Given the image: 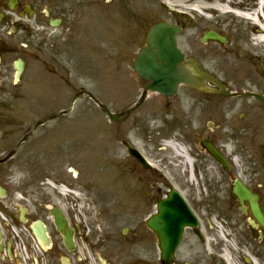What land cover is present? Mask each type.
Here are the masks:
<instances>
[{"label":"flooded vegetation","instance_id":"1","mask_svg":"<svg viewBox=\"0 0 264 264\" xmlns=\"http://www.w3.org/2000/svg\"><path fill=\"white\" fill-rule=\"evenodd\" d=\"M164 1L0 0V246L4 250L0 264H163L159 238L148 224L157 214L160 202L169 198L168 182L153 170L143 172L142 178H137L138 184L129 183V194L122 196L129 209L127 225L122 229L115 211H99L95 206V210L83 209L79 198L85 195L84 191H77L72 185L65 196L57 192L49 196V190L63 186V178L58 179L63 171L71 174L72 180H78L82 166H31L37 162L35 155L39 149L49 148L69 164L76 160V154L81 159L82 151L97 154V132L64 131L63 137L59 131L54 132L55 122L34 129L52 115L53 109L50 115L49 108L45 112L38 100L32 99L28 104L22 97L24 90L38 96L40 87L52 89L46 83L49 76L61 72L68 75L65 85L74 90L84 89L72 76L86 73L87 57L95 58L101 65L103 56L114 58L116 64L118 58L135 59L151 28L160 22L183 28L177 46L186 59L196 58L211 74L214 70L204 62H211V49L220 44L203 43L202 38L210 31L223 35L226 88L234 93L264 96V58L260 54L264 49L252 41V35L261 32L259 27L231 14L204 25L198 17L191 20L182 16L183 12L167 9ZM195 2L200 7L197 10L213 16L223 14L211 8L214 6L251 14L260 4V0ZM245 31H250V38ZM232 39L236 50L230 51ZM254 46L260 47V52ZM192 91L205 98L210 96ZM224 100L226 116L221 122L208 119L207 107L193 108L195 176L201 179L199 168H208L213 173L214 185L203 202H198L193 194L185 198L198 218V227L185 229L180 249L188 236L194 237L190 247L193 250L197 243L206 245L209 240L221 244V235L233 246L228 264H264V224L256 218L251 202L234 194L235 182L239 181L252 193L264 219V102L242 95L224 96ZM237 108L241 113L234 117ZM25 111L34 114L23 116ZM132 116L122 117L121 123L130 121ZM75 134L89 136L77 138ZM205 143H211L228 160V170L206 151ZM235 158H240V162L236 163ZM89 166H93L96 176L102 167L96 162ZM49 169L59 170L54 177H38ZM137 187L139 191L142 188L143 195ZM87 192L93 195L92 191ZM187 260L179 252L175 264H189ZM221 262L225 260L216 264ZM207 264L215 262L211 259Z\"/></svg>","mask_w":264,"mask_h":264},{"label":"rangeland","instance_id":"2","mask_svg":"<svg viewBox=\"0 0 264 264\" xmlns=\"http://www.w3.org/2000/svg\"><path fill=\"white\" fill-rule=\"evenodd\" d=\"M164 2L167 9H175L178 12H183L182 16L191 20L194 19L193 12L188 9L191 7L189 0H165ZM216 17L218 20L227 18L223 14H218V16L208 14L199 18L203 20L204 25H208L213 23ZM239 20L243 21L242 19ZM245 26L249 27L248 22L245 23ZM245 32L250 38V31ZM193 39L198 44L196 37ZM232 42L230 51L236 50L235 40L232 39ZM240 43L238 41L237 45ZM243 47L244 45L240 46L241 49ZM253 48L260 52V47L254 46ZM199 50L201 51V49ZM260 54L264 58V52ZM209 56L211 62H204L205 66L214 70L213 73L223 80L225 77L223 47L221 45L213 47ZM95 60L91 56L87 57L86 73L81 72L72 76L76 78V84L87 88L114 113L133 105L140 98L143 88L146 86V82L141 80L132 70L134 59L118 58L116 64L114 58L103 56L101 59L103 65ZM66 76L68 75L62 72L49 76V81L46 83H49L52 89L40 87L37 92L38 96L31 95V91L24 90L23 100H27L28 104H31L32 99L38 100L44 105L45 112L49 108V114H51L50 109L56 113L68 108L77 90L65 85ZM195 107L198 109L207 107L208 119L215 122H221L226 116V102L223 97L212 96L209 101L205 102L202 95H196L183 87L176 97L169 100L159 95H150L144 105L135 111L130 121L119 124L109 121L104 112L90 100L81 101L76 104L70 118H60L55 121L54 132L59 131L64 137V131L92 133V130H95L97 132V154L93 155L94 153L91 154L89 150L82 151L79 153L81 159L76 154V160L68 164V161L63 157L52 154L49 148L39 149V154L35 155L37 162L31 166H82L79 167L81 175L78 180H72L73 177L66 171H63L64 175L58 179L63 178L61 179L63 185H72L86 193L92 191L93 195L89 194V197L86 195L87 201L84 199L88 203L84 202L87 204L86 209L95 210V206L99 211H115L119 215L118 226L122 229L127 225L126 220L129 211L128 201L122 196L129 194L127 189L129 183L133 181L134 184H138L137 178H142V174L145 172L136 161L129 157L126 148L122 145V141L125 140L138 149L154 167L159 168L158 174L168 182L170 188L177 189L187 198L188 195L193 194L198 202H203L209 197L214 185L212 171L200 167L202 178H193L187 168L190 166L189 163L168 146V141L173 140L184 145L189 153H191L190 148L192 151L196 150L191 132V123L195 117L192 114V109ZM240 113L237 108L233 116L237 117ZM31 114L34 112L27 113L25 111L23 116ZM115 125L116 127H114ZM54 135L55 141L59 142L56 133ZM86 136L89 134L83 137ZM83 137L77 136V138ZM112 138L113 140L107 147L105 143ZM66 150L68 149L64 151ZM94 156L97 157L96 160L93 159ZM235 159L236 163L240 162V158ZM92 162L102 166L97 176L92 171L93 166H89ZM21 166H25V164ZM57 170H46V172L40 173L38 177L41 175L54 177L53 174ZM209 185L211 187H208ZM137 188L138 192L143 195L142 188L141 191H139V187ZM38 189L41 190L40 187ZM56 192L59 194L60 191L49 190L47 194L53 196ZM218 238L221 244H218V240H209L206 245L197 243L195 249L191 250L190 247L195 240L193 236H188L185 245L180 249V257L188 259L187 261L194 262V264H207V261L213 259L216 264L220 260V256L228 258L227 253H229V250L224 247L225 241L221 237ZM226 245L229 246V243Z\"/></svg>","mask_w":264,"mask_h":264},{"label":"water","instance_id":"3","mask_svg":"<svg viewBox=\"0 0 264 264\" xmlns=\"http://www.w3.org/2000/svg\"><path fill=\"white\" fill-rule=\"evenodd\" d=\"M179 33V28L176 30L165 24H158L152 28L148 37L147 46L141 50L134 64L135 72H137L141 78L152 83L145 88L140 102L126 113H130L133 109L140 106L144 102L148 92L173 96L176 94L178 87L182 84L192 88L204 89L203 85L206 80H210L219 86L217 81L211 79L194 60H190L187 66L183 65L184 56L175 47V38ZM207 39H216L224 42L222 38L214 33L207 34L204 41ZM222 92L225 93L223 88ZM84 97L92 99L99 107L109 114L111 118L115 120L118 119L117 116H113L109 109L87 91L80 92L75 97L73 104L77 99ZM258 97L264 99L261 96ZM70 111L64 113L67 114ZM125 144L131 156L136 158L142 166L150 168V164L138 150L132 148L127 143ZM209 150L225 167H227L226 162L217 152L211 148H209ZM235 193L240 198L245 197L251 199L250 193L238 183ZM196 221L197 220L191 214L181 195L175 190L172 191L169 199L160 204L159 215L149 222V226L160 238L164 263L169 264L171 261H174L176 249L181 241L185 226L191 225V223L195 225Z\"/></svg>","mask_w":264,"mask_h":264},{"label":"bare ground","instance_id":"4","mask_svg":"<svg viewBox=\"0 0 264 264\" xmlns=\"http://www.w3.org/2000/svg\"><path fill=\"white\" fill-rule=\"evenodd\" d=\"M189 2L191 3V7L188 8L189 10H195V9H200V7L198 6V4L195 2V0H189ZM264 4V0L260 1V4L258 5V9L261 5ZM211 8H215L216 10L220 11L223 14H228V13H232L231 11H229V9L227 7L223 8V7H219V6H214ZM256 9L254 13H247V14H242L240 12L237 11V15L241 16L247 20H249L251 22V24L253 26L259 27L261 29V32L259 34H254L252 35V41L254 43L257 44H262L264 43V21L261 20V18L259 17V10ZM174 149H176V147H174ZM182 151V150H181ZM179 150V152L182 154ZM184 157H186V160L188 163H191V159H189L188 155H184L182 154Z\"/></svg>","mask_w":264,"mask_h":264}]
</instances>
